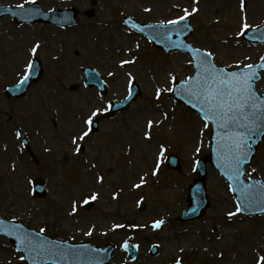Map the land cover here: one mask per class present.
Masks as SVG:
<instances>
[{
    "label": "rangeland",
    "instance_id": "374dc122",
    "mask_svg": "<svg viewBox=\"0 0 264 264\" xmlns=\"http://www.w3.org/2000/svg\"><path fill=\"white\" fill-rule=\"evenodd\" d=\"M33 1L0 0V4L22 7ZM37 1L44 11L77 7L79 23L60 28L0 18V216L37 231L44 228L47 235L63 240L113 243V260L118 263L126 262L123 244L136 243L140 253L128 264L178 260L182 264H261L264 214L238 212L230 218L228 213L236 212L237 204L215 170L209 172L212 207L208 215L178 220L187 207L195 162L209 152L211 127L205 128V122L177 103L169 91L173 76L176 81L193 74L190 57L154 48L122 18L167 22L188 9L196 27L189 41L211 52L219 66L237 68L264 55V44H249L239 35L244 18L249 28L264 23V0H246L243 12L241 0ZM194 8L198 11L192 12ZM35 57L42 62V78L22 98L5 95ZM86 66L100 72L105 94L84 84ZM133 83L139 85L141 95L125 111L104 118L109 104L123 100ZM102 115L98 131L80 140L82 130L89 128L84 121ZM19 130L38 161L26 151ZM172 153L180 157L179 171L166 164ZM247 173L264 181V142ZM37 177L48 188L43 199L33 194ZM92 193L97 194L95 200L90 199ZM86 198L93 202L89 208H85ZM157 220L163 223L153 228ZM152 245L159 248L154 256L149 253ZM21 257L0 237L2 264H25Z\"/></svg>",
    "mask_w": 264,
    "mask_h": 264
},
{
    "label": "snow or ice",
    "instance_id": "6c2138e0",
    "mask_svg": "<svg viewBox=\"0 0 264 264\" xmlns=\"http://www.w3.org/2000/svg\"><path fill=\"white\" fill-rule=\"evenodd\" d=\"M241 11L243 12L246 6V0H241ZM148 11V9H146ZM198 9H192V12H196ZM192 13L188 9H184V15L179 16L175 20L168 21L169 24L179 25L182 21L186 20ZM163 27V25H161ZM250 27L244 18V22L241 24L239 35H243L245 31ZM183 30V29H182ZM175 47L190 48L186 44L175 43ZM39 44L32 48V53L35 54ZM190 51L198 62L195 64L196 74L190 76L184 82L182 91L189 95V98H194L200 105V112L203 114L206 121H213L219 131L216 132V146L217 153L222 161V166L225 169L224 174L232 182L229 187L240 191L242 199H249V195L255 188V184L242 185L240 177L244 175L241 165L245 163V158L248 155L246 149L249 147V142L253 136L260 133H264V95H258L254 90V81L259 79V74L256 69H264V63L253 65L251 63L244 64L243 68L237 64L239 71H226L225 69L217 68L214 63L211 62L212 53H201L198 49L190 48ZM264 60V57L261 58ZM130 61H123L122 63H128ZM32 65H29L31 68ZM27 77L24 78V83ZM173 83H175V77H172ZM174 89H169L173 91ZM157 98L160 97V90H157ZM97 115L96 112L92 113V116ZM92 116L84 121L86 126L92 124ZM208 123L204 124L207 128ZM149 129L152 127V121L148 122ZM90 128L88 130H82V134L79 135V139L83 140L89 136ZM73 143L76 144L77 140L74 138ZM81 149L77 147L76 151ZM199 151V149H197ZM155 175V172L153 173ZM103 181V177L99 178ZM142 182H143V178ZM135 187H140L139 184ZM97 198L96 193H92L91 200ZM260 201L264 202V192L260 196ZM89 198L84 200L87 204ZM73 213L76 211V204L72 205ZM240 211L239 205H237L236 212H229L228 216L231 218ZM163 221L157 220L153 223V228H160ZM115 227H123V225H115ZM14 230L21 232L18 227L13 226ZM45 232L44 228L40 229V233ZM91 235V231L87 233ZM21 243L27 250L35 251L37 256L43 259L45 255L56 256L60 259H64L67 256L66 249L71 246L63 245L57 241H45L39 233L35 234H21L19 237ZM127 247V244H125ZM23 259V257H21ZM261 264H264V256L260 257ZM180 264V261H177Z\"/></svg>",
    "mask_w": 264,
    "mask_h": 264
},
{
    "label": "water",
    "instance_id": "95a60500",
    "mask_svg": "<svg viewBox=\"0 0 264 264\" xmlns=\"http://www.w3.org/2000/svg\"><path fill=\"white\" fill-rule=\"evenodd\" d=\"M34 11H33V10ZM6 13L12 14L18 21L23 22V21H45V22H50V23H71L73 22V17L76 14V12L73 10L71 12H52V13H43L37 5H34L32 8H25V9H10V8H3L0 10V16L4 15ZM61 20V21H59ZM141 31L145 32L146 34H149L148 31L153 29V32L156 35L157 41H154L156 45L159 47L164 48L166 51H171L175 49H184L186 51H190V48H184V47H175V43L179 44H186L185 43V38L189 35L190 29L189 27L187 28V24H184L183 26L175 27V26H166L163 25H145L141 27ZM183 29V30H182ZM258 39L264 38V28L259 30L257 32ZM201 52V51H200ZM192 53V52H191ZM203 53V52H201ZM193 55V53H192ZM194 56V55H193ZM211 59V58H210ZM194 67L195 64L198 62L197 57L194 56ZM212 62V60H211ZM264 63V62H263ZM37 68V67H36ZM34 68L32 72L29 74V77L27 80L23 83V89L22 91L25 90L26 86H29V78L33 77L34 81L40 77L41 70ZM196 69V68H195ZM260 69H256L258 72ZM227 71V70H226ZM258 80V79H257ZM255 80V81H257ZM183 83H178L177 84V91H176V96L184 103L188 104L190 107L196 109L197 111L200 112V105L197 103V101L192 98H189V95L185 94L181 89L183 86ZM138 92V91H137ZM136 98V93L132 94L131 99ZM130 100H127L126 102L122 104H116L115 108L118 107H125ZM114 108V109H115ZM201 113V112H200ZM202 114V113H201ZM203 115V114H202ZM213 122V121H212ZM215 130L213 132V148H212V153L208 158H210V161L214 166H216L223 175L225 172V169L220 166L222 165V161L220 160L218 153H217V146H216V132L219 131L216 127V124L213 122ZM264 137V133H260L258 135L253 136L252 140V147L250 146L249 142V147L246 149L248 152L247 157L245 158V163L241 165L242 171L244 173V166L245 164L249 163L250 160L252 159L255 150ZM208 158H203L198 162L197 166V175L198 177L195 179L194 183L190 186V194H189V201H190V208L184 212V214L181 216V220H187V219H192L196 217H200L202 213L206 210V208L209 206V201L207 198V195L205 193L206 190V178H207V170L204 166L205 162L208 160ZM244 175L240 177V180L242 182V185H249L245 183L242 179ZM225 177L228 179V177L225 175ZM228 181L230 184L232 183L229 179ZM250 184H255V188L252 190V193L249 195V199L245 200L242 199L240 191L235 189V186H233L232 190L237 194V201L238 204L241 208V211L244 213H260L264 212V202L260 201V196L262 192H264V184L260 180H251ZM258 193V194H257ZM254 194H256L254 196ZM13 226L18 227L21 232H17L14 230ZM0 233H3L5 235H8L12 241H14L17 245L18 248L21 250L27 252L28 250L25 248V246L21 243L20 236L21 234H35L33 231H28L18 223H8L5 221L0 220ZM40 236L43 238V240L48 241L44 235L40 234ZM51 241H57V240H51ZM59 242V241H57ZM61 244L63 245H68L71 246L69 249H66L65 251L68 253L66 258L60 259L56 256H47L43 259L37 256V253L34 252L33 256V261L30 254L27 252L28 260L31 263H40V264H48L49 262H53L55 264H67L68 263V257L72 256L75 257V261H77L75 264H106L108 262V259L112 253V246H109L105 249L101 248H96L90 244H69V243H63L60 241ZM85 254L92 255L94 256L93 260L95 261H87V258ZM91 259V258H90Z\"/></svg>",
    "mask_w": 264,
    "mask_h": 264
},
{
    "label": "bare ground",
    "instance_id": "6f19581e",
    "mask_svg": "<svg viewBox=\"0 0 264 264\" xmlns=\"http://www.w3.org/2000/svg\"><path fill=\"white\" fill-rule=\"evenodd\" d=\"M1 101V100H0Z\"/></svg>",
    "mask_w": 264,
    "mask_h": 264
}]
</instances>
